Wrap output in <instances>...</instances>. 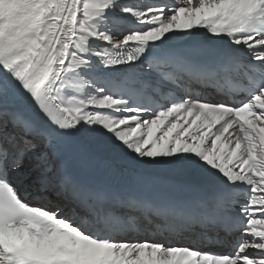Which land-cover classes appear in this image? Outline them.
Wrapping results in <instances>:
<instances>
[{
  "label": "snow or ice",
  "instance_id": "6c2138e0",
  "mask_svg": "<svg viewBox=\"0 0 264 264\" xmlns=\"http://www.w3.org/2000/svg\"><path fill=\"white\" fill-rule=\"evenodd\" d=\"M0 264H264V0H0Z\"/></svg>",
  "mask_w": 264,
  "mask_h": 264
}]
</instances>
